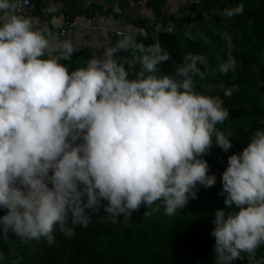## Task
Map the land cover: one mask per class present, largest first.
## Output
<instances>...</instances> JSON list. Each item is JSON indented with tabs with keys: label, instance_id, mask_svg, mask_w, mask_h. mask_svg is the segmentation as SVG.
Returning a JSON list of instances; mask_svg holds the SVG:
<instances>
[{
	"label": "clouds",
	"instance_id": "clouds-1",
	"mask_svg": "<svg viewBox=\"0 0 264 264\" xmlns=\"http://www.w3.org/2000/svg\"><path fill=\"white\" fill-rule=\"evenodd\" d=\"M17 6V0H0V208L7 210L0 216V234L5 239L12 232L21 243L44 239L51 245L57 226L71 237L76 225L90 223L85 209L99 210L101 200L107 201L104 211L112 223L141 204L148 207L145 217L161 206L173 216L196 198L197 184L215 185L216 177L207 174V162L199 157L213 140L224 151L232 145L231 133L217 129L229 116L223 102L194 87V77L205 78L206 71L197 67L207 65L205 56L186 54L174 75H158V65L170 56L159 42H137V35L148 37L139 28L120 32L102 59L90 58L86 67L69 73L60 61L70 60L76 50L72 41L35 27L30 17L17 14ZM242 12L238 5L223 15ZM121 51H131L132 58L117 63L113 57ZM235 66L228 54L218 71L227 74ZM237 90L226 89L225 95ZM221 180L225 209L239 211L215 212L216 264H231L241 253L249 264H264L256 259L264 244V129L228 157Z\"/></svg>",
	"mask_w": 264,
	"mask_h": 264
},
{
	"label": "trees",
	"instance_id": "trees-1",
	"mask_svg": "<svg viewBox=\"0 0 264 264\" xmlns=\"http://www.w3.org/2000/svg\"><path fill=\"white\" fill-rule=\"evenodd\" d=\"M100 1L106 9L97 0H90L87 7L84 0H34V14L42 17L47 13L44 11L47 2H53L62 3L63 7L55 13L49 12L51 17L60 15L75 21L84 15L92 17L96 12L115 19L122 17L133 26L129 32L139 28L147 31L148 37L137 35V42L146 46L159 42L169 54L170 59L158 65V75H174L177 67L185 63L186 54L205 56L207 65H197L206 71L205 78L194 77V87L201 94L218 97L223 102L229 116L217 129L226 136L231 133L232 147L224 151L213 140L211 149L199 158L207 162V174L216 177L215 185L205 188L197 184L196 198L190 197L175 215H165L161 206L159 212L145 217L148 207L141 204L128 218L121 215L112 223L104 211L107 201L101 200L99 210L85 209L91 219L87 227L76 225L74 234L68 237L57 226L53 232L55 242L51 245L44 239L24 244L12 232L7 233V239L0 234V264H216L215 239L211 235L215 212L239 211L235 206L225 209L222 173L227 168L228 157L241 153L251 135L264 129V0H191L179 15L167 12L169 0ZM133 3H143L153 22L131 17L128 10ZM238 5H243L241 14L230 18L223 15L225 9ZM170 23L174 24L172 33L166 31ZM186 32L194 39H188ZM110 36L108 47L121 38L116 34ZM201 36L207 38V44ZM228 54L236 59V66L222 74L218 68ZM132 55L131 51H121L113 58L121 63ZM89 58L90 53L84 49L60 63L71 73L86 67ZM124 66L127 68V64ZM139 68L137 64L135 69H129V79L135 78ZM233 87L238 90L231 96L225 95V90ZM6 212L0 208V216ZM256 259L264 260V244L256 250ZM231 264H249L247 255L241 253V258Z\"/></svg>",
	"mask_w": 264,
	"mask_h": 264
},
{
	"label": "crops",
	"instance_id": "crops-1",
	"mask_svg": "<svg viewBox=\"0 0 264 264\" xmlns=\"http://www.w3.org/2000/svg\"><path fill=\"white\" fill-rule=\"evenodd\" d=\"M84 1L85 6H89L90 0ZM97 2L102 4L103 9L107 8V6L100 0H97ZM62 7V3L56 4L53 2H47L44 11L47 13H55L57 11H60ZM113 7L115 8V5ZM137 10L138 14L136 13ZM115 11L117 12L116 8ZM128 13L133 18L141 17L143 19H146L145 16H142L143 14L148 15V17L150 14V18H152L150 11L143 6V3H133L131 5V8L128 10ZM52 18L56 19V21L62 19L60 15L52 16ZM151 20L153 22V19ZM32 22L35 27L45 29L41 24L40 16L34 15ZM74 23L75 27L69 33L60 35L57 29H54L52 33L58 40H71L76 49L74 52H79L81 50L87 49L90 53V58L101 59L103 58V50L110 44V35L117 32H129L131 28V25L126 23L122 17L115 19L111 15L105 16L99 14L98 12H96L92 17H88L85 15L80 16L74 21ZM57 25H59V23H57ZM76 143H82V141L77 140ZM49 174L51 175V172Z\"/></svg>",
	"mask_w": 264,
	"mask_h": 264
},
{
	"label": "built area",
	"instance_id": "built-area-1",
	"mask_svg": "<svg viewBox=\"0 0 264 264\" xmlns=\"http://www.w3.org/2000/svg\"><path fill=\"white\" fill-rule=\"evenodd\" d=\"M17 14L24 16V17H30L31 19L34 17L35 13V5L34 0H17ZM62 17V16H61ZM53 18L48 15V13H44L41 17V24L45 29H49L51 32L54 29H57L60 35H64L66 33L71 32L74 27L75 23L74 21H70L68 19H65L62 17V19H59L56 23H52ZM59 23V25H57ZM183 25H187V23H184ZM191 24H189L190 26ZM174 29V24L170 23L166 31L168 33H172ZM120 32L115 33L118 37Z\"/></svg>",
	"mask_w": 264,
	"mask_h": 264
},
{
	"label": "rangeland",
	"instance_id": "rangeland-1",
	"mask_svg": "<svg viewBox=\"0 0 264 264\" xmlns=\"http://www.w3.org/2000/svg\"><path fill=\"white\" fill-rule=\"evenodd\" d=\"M190 1L191 0H169V4H168L166 10H167L168 13L175 14V15H179L182 12V9L185 8V6ZM136 13L138 14V10H137ZM142 16H145V18L148 19V21L150 23H152V20L151 19H153V18H150V14H149V17H148V15H145V14H143ZM123 27H124V25H123ZM132 29H133V26L131 25L130 30H132Z\"/></svg>",
	"mask_w": 264,
	"mask_h": 264
}]
</instances>
